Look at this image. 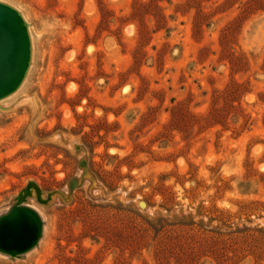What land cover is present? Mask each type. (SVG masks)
Wrapping results in <instances>:
<instances>
[{
  "label": "rangeland",
  "instance_id": "374dc122",
  "mask_svg": "<svg viewBox=\"0 0 264 264\" xmlns=\"http://www.w3.org/2000/svg\"><path fill=\"white\" fill-rule=\"evenodd\" d=\"M0 2L31 45L0 216L41 193L37 244L0 264H264V0Z\"/></svg>",
  "mask_w": 264,
  "mask_h": 264
},
{
  "label": "water",
  "instance_id": "95a60500",
  "mask_svg": "<svg viewBox=\"0 0 264 264\" xmlns=\"http://www.w3.org/2000/svg\"><path fill=\"white\" fill-rule=\"evenodd\" d=\"M30 56L27 24L15 8L0 2V99L11 94L20 85ZM75 183V180L71 181L70 187ZM31 191L40 200L39 187L29 182L10 209L0 216V252L11 257L33 248L41 235L38 214L22 204L31 195Z\"/></svg>",
  "mask_w": 264,
  "mask_h": 264
},
{
  "label": "trees",
  "instance_id": "16d2710c",
  "mask_svg": "<svg viewBox=\"0 0 264 264\" xmlns=\"http://www.w3.org/2000/svg\"><path fill=\"white\" fill-rule=\"evenodd\" d=\"M183 245V243H167V242H165V243H163V244H160L159 245V247H160V249H161V252L159 251V250H157V251H155V258L157 259V261L159 262V263H161L162 262V253H163V251L165 250V251H169L170 249H172V248H176V247H181L182 245ZM174 248V249H175ZM161 259V262L159 261Z\"/></svg>",
  "mask_w": 264,
  "mask_h": 264
}]
</instances>
